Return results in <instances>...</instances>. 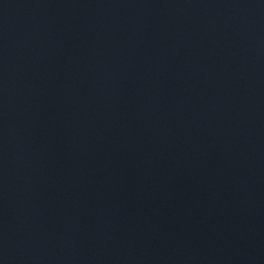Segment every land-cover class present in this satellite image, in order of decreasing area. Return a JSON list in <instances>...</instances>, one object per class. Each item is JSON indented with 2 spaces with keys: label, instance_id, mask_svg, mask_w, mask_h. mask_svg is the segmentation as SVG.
Masks as SVG:
<instances>
[{
  "label": "water",
  "instance_id": "obj_1",
  "mask_svg": "<svg viewBox=\"0 0 264 264\" xmlns=\"http://www.w3.org/2000/svg\"><path fill=\"white\" fill-rule=\"evenodd\" d=\"M0 264H264V0H0Z\"/></svg>",
  "mask_w": 264,
  "mask_h": 264
}]
</instances>
